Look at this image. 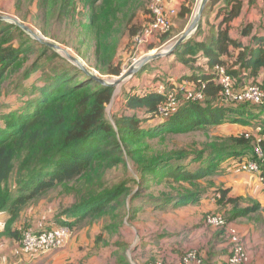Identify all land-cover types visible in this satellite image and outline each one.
<instances>
[{"label":"trees","instance_id":"trees-1","mask_svg":"<svg viewBox=\"0 0 264 264\" xmlns=\"http://www.w3.org/2000/svg\"><path fill=\"white\" fill-rule=\"evenodd\" d=\"M13 1L0 3V10L13 12ZM98 2L55 0L61 21L69 17L71 22H76L81 17L78 35L82 34L83 40H75L76 50L81 52L93 35L97 47L96 70L109 76H120L123 64L115 65L113 62L118 54L119 42L125 43L139 36L150 22L139 28L132 25L135 14L132 2L135 0H104L99 5ZM44 4L49 14L52 0L35 2V8H43ZM79 5L83 8L78 9ZM93 7L95 12L91 13ZM119 7L123 8L126 16L124 22L127 27L123 29ZM254 11L260 14L259 21H249L248 17ZM191 13V8L183 7L182 15ZM239 19L242 22L236 28L234 24ZM235 29L236 35L233 34ZM17 34L27 36L21 28L0 21V218L3 213L9 216L0 225V239L21 248L26 233L40 235L64 227L73 231L74 225L88 216L101 218L111 215L115 221L114 228L119 229L124 225L125 215H115L114 212L129 197L134 198L130 187L123 186L125 183L115 185L112 191L105 187L97 192L90 189L86 192L88 196L75 200L71 207L57 213V221L50 224V228L45 224L43 230H27L22 239L16 225L22 212L32 202L43 200L57 189H62V196H71L74 192L80 195L82 189L77 190L73 184L90 175L101 161L110 160L109 164L113 167L127 165L129 157L144 173L141 183L144 188L149 186L150 175L166 181L175 179L179 184L173 188V193H163V197L149 195L152 200L148 202L155 204L157 211L179 209L208 199L223 210L224 216H221L227 224L220 229L225 232L226 239L228 228L239 219H247L264 228V206L261 202L234 195L231 188L215 189L213 179L229 161H234L233 165L238 166L240 171H244L242 167L250 162H258L264 171V157L259 158L256 153L259 146L264 152V103H227L222 96V78L217 73L218 69H225L237 91H244L250 86H259L264 90V0L208 2L195 36L172 53L187 72L179 76L176 84L171 80L173 77H154L151 80L153 86L164 82L168 89H175L178 82H182L178 89L187 87L197 91L204 86L203 101L183 103L168 119L158 112L166 97L150 89L138 91L142 85L135 79L130 84L132 93L126 95V103L120 105L124 107L121 116L116 117L113 123L108 118L107 106L114 98L115 88L94 81L78 66L38 41L30 38L19 45ZM170 39V35H164L161 40L167 43ZM35 45L42 47L40 57H46L45 62H57L49 71H43V78L35 84L25 87L21 83L16 87V91L22 90L18 95L25 102L20 112H4L12 101L2 86L13 72L22 69ZM155 49L154 45L147 47L149 51ZM45 67V63L35 61L21 74L22 81L30 80L34 73ZM155 121L158 124L145 128ZM231 125L243 126L244 131H229L227 126ZM211 127L214 131L219 130L217 141L206 144L200 150H192L194 153L180 151L156 159H144L140 155L141 149H130L144 136L156 138L168 134H188L200 129L208 131ZM187 156L197 165L195 170H192L193 166L177 165ZM14 174L17 176L15 186L12 182ZM204 179L209 189L204 188ZM62 205L60 198L59 209ZM135 209L130 208L133 218Z\"/></svg>","mask_w":264,"mask_h":264},{"label":"rangeland","instance_id":"rangeland-1","mask_svg":"<svg viewBox=\"0 0 264 264\" xmlns=\"http://www.w3.org/2000/svg\"><path fill=\"white\" fill-rule=\"evenodd\" d=\"M39 1L43 2V0H14L12 2V4L14 5L13 12L8 10H0V15H7L17 18L21 23L26 26H29L32 30H35L38 34L44 36L45 39H47L48 41L63 47L74 57L79 59L81 63H83L93 74L99 76L101 79L111 81L120 78L121 75L109 76L105 73H102L101 71L96 70L95 67L97 63V57L95 53H97V47L95 46L93 35L92 39H90L88 43L81 48V52L76 50L75 47L77 45L75 40H83V37L81 36L82 34L78 35L79 31L81 30L80 16L76 19V22H71V19L69 17L64 18L61 21L60 15L57 11L58 5H56L55 0H52V8H50L51 10L49 14L47 13V8L45 4L43 8H35V2ZM101 1L103 2L104 0H99L98 5L101 3ZM153 1L154 0H135V2H132V6L135 11L132 25H134L135 28H139L144 24L152 22L153 15L150 10V5L151 3H153ZM198 7H196L192 18L196 15ZM81 8H83V5L78 6V9ZM95 8H97V6H95ZM95 8L93 7L91 9V13L93 11L95 12ZM118 13L119 19L123 21V24H121V28L123 29L127 25V23L124 22L126 20V16L123 14L122 7L118 8ZM131 14L132 12H130L129 16ZM176 21L177 16L175 17L174 22ZM174 27L172 26V29L169 33L157 35L153 38L151 42L146 43L144 45H140L138 43V35L134 38L126 40L125 43L119 42L117 49L118 54L114 56L115 59L113 60V62H115V65L122 63V74L126 73V71H128L133 64L139 62L144 57L158 53L160 51H164L169 46L174 44L177 39H174L170 42L168 41L167 43H164V41L161 40L162 36L164 35H170V37L174 36ZM17 36L19 45L22 41L29 40L30 38L35 41L29 34H27V36L17 34ZM126 44L127 46L123 47V45ZM152 45H154L156 48H161L153 51H148L147 47H151ZM25 46L27 45L25 44ZM32 48L33 51L30 55H28L22 69L13 72L12 75L7 78V80L2 86L3 89L5 88L6 94H10V98L12 101L8 109L7 107L4 108V112H20V110L24 107L25 102L23 98L18 95L22 90L16 91V87H18L21 83L25 85V87H29L32 84H35L38 80L41 79L43 71H49V68L55 62H57V60H54L53 62H45L46 57H40V53L42 52L41 46L35 45ZM55 52L64 57L61 53L57 51ZM39 60L40 64L45 63L46 67L40 69L38 72H36V74L34 73L30 80L23 82L21 74L24 72L25 69L30 68L35 61ZM135 79H141V77L129 79L120 88L115 89L114 98L112 102L107 106L108 118L113 123H115L116 117L118 118L119 116H121V111L124 108L122 106L126 103V95L132 93L130 84H132ZM149 79H151V77H149ZM135 83L137 82L135 81ZM161 83L166 86L164 82ZM179 83L182 84V82H178L177 87L175 88L176 93H178L179 90ZM144 89L145 88H143L142 86L138 87V91H143ZM120 105L122 106L120 107ZM156 124H158V121H155L153 124H148V126L145 125V128L151 127L152 125ZM233 126L234 125L227 126V129H229V131L235 132L238 130H243V126H237L235 128ZM218 132L219 130L214 131L213 127H211L208 131L200 129L190 132L188 134H168L167 136L162 135L156 138L144 136L142 141H138L139 143L135 144V146L131 144L132 146L130 149H141L140 155L144 159H156L164 155H171L180 151H189V153H194L192 150H200L208 143H215L217 141L216 137H218L216 133ZM189 157L190 156H187L183 161H180V163H178L177 165H184L187 167L193 166L192 170H195L197 168V165L191 162L189 160ZM109 162L110 160L101 161L94 168V171L90 175L80 179L79 182L77 181L73 184L76 185L77 190L79 188L82 189L80 195H77V192H74V194H71V196H62V189H57L43 200L36 203L32 202L30 206H28L22 212L16 225L18 231L21 232V239L22 234L27 230H43L46 226L45 224H47V228H50V224H53L55 221H57V213H61V211L63 212L65 209L71 207L75 200H80L81 198L88 196L86 192L90 189H93L94 192H97L98 190H101L102 187H105V189L112 191L115 185L120 186L122 185V183H125L123 186L125 188L130 187L131 193L132 195H134V198L129 197L127 201H125L124 205H118L116 212H114L115 215H117L118 213H120L121 215H125L124 225L119 227V229L114 228L115 221L113 220V217L111 215L103 216L101 218H99L98 216H88L82 222L78 223L77 225H74L73 236L68 242V244L62 249L52 253L53 255H55V258H58L61 255L65 256L64 258L58 259L56 262H52V264H97L98 262H101L102 259H100V256H102L104 253L106 254L105 257L109 258V254L107 253L108 249H112V258L116 261V263L122 261L121 264H138L135 259H133L135 255V246L137 245L139 239L145 237L146 234H144L143 236H138L137 231L144 230L146 232H150L154 228L161 226V223L166 219V215L182 210L180 208H167L163 212L159 210L157 211V209L155 208V204L148 202L149 200H152L151 196L149 195H153L154 197H163V193H173V188L179 184L175 181V179H170L169 181H166V179L164 178L157 179L155 178V176L150 175L148 178L149 186L148 188H144L141 184L143 182L142 176L144 175V173H142V171L139 169L138 164L133 161V158L129 157V160L127 159V165L120 164L119 166L111 167ZM175 163L176 161L173 162L172 165H174ZM232 175L233 174L229 173V170H227V167H223L219 174L213 176L215 182V189L225 188L226 183L224 181ZM16 179L17 176L16 174H14V181L12 180V182H14V186L16 185ZM88 181L94 182L92 184H89L87 183ZM203 182H206V180H202V183ZM209 187L210 186H208V182H206L204 188L209 189ZM139 195L140 197L137 198ZM60 198H62L63 203L62 209H59ZM197 205L199 204H191L189 206ZM131 207L136 208L135 211L133 210V212L136 213L134 218L130 214ZM214 213H216V216L223 215L220 212L214 211ZM209 216L211 215L208 214L207 216H205V227L207 226L208 228L210 226L209 228L214 227L216 229H219V231H222L219 227H216L206 222V219ZM62 217L63 220H66L65 216ZM2 224L3 223H0V225ZM58 225L60 226L61 223H58ZM1 229L2 228L0 226V230ZM21 241L22 240L19 241V245ZM1 243L2 242H0V245ZM5 245H8V247L4 248L5 250H12L13 246L10 243H5ZM131 245H134V247H131ZM126 253L128 254V256ZM190 253H196L199 263H203L201 258H199V252L195 249L188 251L187 254L185 253L186 255L184 256L183 260ZM14 254L15 264H50L49 258L43 259L44 255L37 256L34 258H26V256L22 253V249H20V246L16 248ZM29 259L31 261H29ZM129 260L132 261V263L129 262ZM10 261L11 260L7 259V264H9ZM106 261L105 259H103V262ZM162 261L156 259L154 261H144L139 264H165L164 261ZM114 263V261H111V264Z\"/></svg>","mask_w":264,"mask_h":264},{"label":"crops","instance_id":"crops-1","mask_svg":"<svg viewBox=\"0 0 264 264\" xmlns=\"http://www.w3.org/2000/svg\"><path fill=\"white\" fill-rule=\"evenodd\" d=\"M200 1L201 0H168L165 3L167 13H170L172 10L176 11V15L171 16L172 26L175 27L174 36H171L170 41L178 39L188 29L194 18H192L194 11L196 7H198ZM5 2L6 1L0 0V3ZM190 6H193V8ZM183 7L191 8V15H182ZM176 16L177 21L174 22ZM208 18L211 20L210 17ZM248 19L254 22L259 21L260 14L254 11L249 15ZM241 22V19L237 20L234 26L237 28ZM233 34H237L236 29L233 31ZM146 68L147 69L142 72L141 75L138 74L134 76V78L141 77V79L137 80H139L140 84L145 89L154 85L151 84V80L154 77H159L161 79L164 77H168L167 79L173 77L171 80L176 84L179 76L187 72L184 65L179 62L177 56L172 54L149 63ZM149 77H151V79H149ZM233 127L235 128L236 126ZM238 131L242 132L244 129ZM233 164L234 161H229L227 165H225V167H229V173L233 174L224 181L226 183L225 188H231L232 194L234 195L257 200L264 206V184L257 175L240 171V168ZM180 209L182 210L166 215V219L161 223L160 227H156L150 232L144 230L137 231L138 236H143L144 234H146V236L140 238L135 246V255L133 259H135L138 264L144 261H154L156 259L163 260L165 264H181L187 252L195 249L199 252V258L203 261L202 264H227L230 253L229 245L227 244L228 238L226 239L225 232L222 229V231H219V229L214 227L209 228L210 226L208 229L204 224L205 216L209 213L214 211H220V213H222L223 210L217 208L216 204L208 199L202 200L197 206H186ZM8 218L9 216L3 213L0 218V223H2V221L5 222ZM231 226L236 228L244 238L249 256V264H263L264 228L247 219L236 220ZM0 242H2L0 245V264H7V259L11 260L9 264H15L14 253L17 248L16 245L10 242L13 247L11 251H7L4 248L8 247V245H5V243L7 244L9 242L5 239H0ZM131 247H134V245H131ZM107 253L109 254V258L105 257L106 254L104 253L100 256V259H102L101 262L97 264H111V261H114V264H121L122 261L116 263L112 258V249H108ZM25 256L26 258L31 257L26 254ZM54 256L55 255L50 253L43 257V259L49 258V263L52 264V262H56L58 259L65 257L64 255L58 258ZM103 259L107 261L103 262ZM29 261L31 260L29 259ZM129 262L132 263L130 260ZM191 264L201 263L195 261Z\"/></svg>","mask_w":264,"mask_h":264},{"label":"built area","instance_id":"built-area-1","mask_svg":"<svg viewBox=\"0 0 264 264\" xmlns=\"http://www.w3.org/2000/svg\"><path fill=\"white\" fill-rule=\"evenodd\" d=\"M168 0H154L151 4V12L153 15L152 22L148 27L137 37L138 43L144 45L153 40L157 35L167 34L172 29V17L176 15V11L172 10L170 13L166 12V2ZM218 76L221 77V84L223 86L222 96L227 103H241L254 102L264 103V90L259 86H250L244 91H237L233 87L232 78L226 73L225 69L221 68L217 71ZM154 88H146L157 92L166 97L165 102L159 107V114L163 118L172 117L185 102H201L204 100V93L202 89L192 90L183 87L176 93L175 89H168L163 84H157ZM256 153L260 158L264 157V152L261 147H257ZM246 172L257 175L262 183H264V171L258 162H250L242 167ZM207 222L222 228L227 222L222 216L211 215L207 218ZM229 238L230 256L227 264H249V256L246 249V244L242 234L234 227L227 230ZM73 236V231L68 227L60 228L54 231H49L40 235L26 233L22 242V253L31 257L41 255H48L57 250L62 249L67 245ZM24 250V251H23ZM198 262L197 254L190 253L183 260L182 264H191Z\"/></svg>","mask_w":264,"mask_h":264},{"label":"water","instance_id":"water-1","mask_svg":"<svg viewBox=\"0 0 264 264\" xmlns=\"http://www.w3.org/2000/svg\"><path fill=\"white\" fill-rule=\"evenodd\" d=\"M209 1L210 0H201L199 2L200 4H198L199 7L197 10V13L194 16L193 20L191 21V24L189 25L188 29L176 40L174 44L169 46L164 51H160L158 53L144 57L139 62H136L135 64H133L129 68V70L126 71V73L120 76L119 79L111 80V81L101 79L99 76L93 74L83 63H81L79 59L74 57L66 49H64L63 47L55 43L48 41L47 39H45L44 36H41L35 30H32L29 26L24 25L17 18H14L12 16H7V15H0V21L8 22L9 24H13L21 28L23 31L29 34L35 41H38L39 43L44 44L48 46L49 48L61 53L66 59H68L71 63L78 66L87 75H89L94 81L100 83L103 86L113 87L116 89L124 85L129 79H132L134 78V76L138 75L141 71L145 69V67L149 63L172 54L177 49H179L184 43L190 40L200 27V22H201L203 13Z\"/></svg>","mask_w":264,"mask_h":264}]
</instances>
